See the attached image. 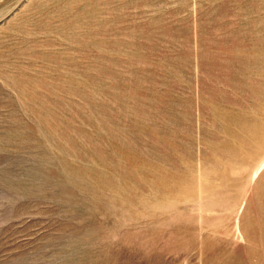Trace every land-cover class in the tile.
Here are the masks:
<instances>
[{"label":"rangeland","instance_id":"1","mask_svg":"<svg viewBox=\"0 0 264 264\" xmlns=\"http://www.w3.org/2000/svg\"><path fill=\"white\" fill-rule=\"evenodd\" d=\"M0 264H264V0H0Z\"/></svg>","mask_w":264,"mask_h":264}]
</instances>
